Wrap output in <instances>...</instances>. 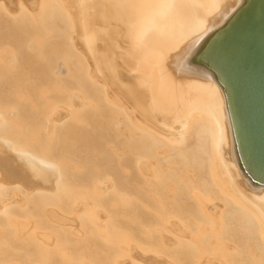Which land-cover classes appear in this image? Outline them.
Returning a JSON list of instances; mask_svg holds the SVG:
<instances>
[{"label": "bare ground", "instance_id": "6f19581e", "mask_svg": "<svg viewBox=\"0 0 264 264\" xmlns=\"http://www.w3.org/2000/svg\"><path fill=\"white\" fill-rule=\"evenodd\" d=\"M263 18L264 0H0V144L51 174L30 186L0 155V264H264L245 31Z\"/></svg>", "mask_w": 264, "mask_h": 264}, {"label": "rangeland", "instance_id": "374dc122", "mask_svg": "<svg viewBox=\"0 0 264 264\" xmlns=\"http://www.w3.org/2000/svg\"><path fill=\"white\" fill-rule=\"evenodd\" d=\"M7 5L11 8L16 7L18 0H4ZM27 1V3L29 4V6H33L34 3L36 2V0H25ZM245 31H248V33L251 35L250 40H252L251 44H248V59L246 60V64L247 66L250 67H254V68H258L261 64H264V18L262 21V24H258V25H251L248 29H246ZM101 66L104 69V75H106V78L108 80V87L110 90L113 91L114 95L120 100L123 101V103L125 105H129V103H131V108L134 111V114L136 115V117L139 118H147V121L152 124V125H162L159 122H157L154 118H152V115L148 112L147 107L143 104V103H136V102H129V96L127 95V93L123 92L122 90L118 89L119 87L115 86L113 84V69L114 66L112 63L110 64H105V63H101ZM244 71V69L242 70V72ZM169 128H172V126L170 125ZM0 155H5L8 156V159L11 161V163L14 165V168H16L17 171H19V173L22 175L23 179L25 180V182L32 186L35 184L38 185H45L48 186L51 184V177H50V173L48 172H44L46 173L44 176L46 178H43V176L39 177H35L31 171L24 167L22 164H20L16 157L10 152V150L0 144ZM43 178V179H42Z\"/></svg>", "mask_w": 264, "mask_h": 264}, {"label": "water", "instance_id": "95a60500", "mask_svg": "<svg viewBox=\"0 0 264 264\" xmlns=\"http://www.w3.org/2000/svg\"><path fill=\"white\" fill-rule=\"evenodd\" d=\"M263 128L261 129V132H263L262 136L264 137V122H262Z\"/></svg>", "mask_w": 264, "mask_h": 264}]
</instances>
